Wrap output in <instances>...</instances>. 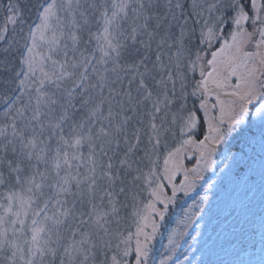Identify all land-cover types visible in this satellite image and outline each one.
<instances>
[{
  "label": "snow or ice",
  "instance_id": "6c2138e0",
  "mask_svg": "<svg viewBox=\"0 0 264 264\" xmlns=\"http://www.w3.org/2000/svg\"><path fill=\"white\" fill-rule=\"evenodd\" d=\"M0 264H264V0H0Z\"/></svg>",
  "mask_w": 264,
  "mask_h": 264
},
{
  "label": "rangeland",
  "instance_id": "374dc122",
  "mask_svg": "<svg viewBox=\"0 0 264 264\" xmlns=\"http://www.w3.org/2000/svg\"><path fill=\"white\" fill-rule=\"evenodd\" d=\"M256 208L261 209L260 208V193L258 190L255 192L254 200H253L252 205L250 206L249 211H253L254 212L253 214H255ZM247 215H248V213H247ZM247 218L250 219L251 217L249 216ZM256 235H258V237H259V234L256 233ZM196 256H197V254H196ZM233 256H240V257L246 258V261L256 260L259 256V250L252 251L249 255L248 254L246 255V253L243 251V248L239 247V248H236ZM204 258H205V256H204ZM227 260H234V258L228 257Z\"/></svg>",
  "mask_w": 264,
  "mask_h": 264
}]
</instances>
